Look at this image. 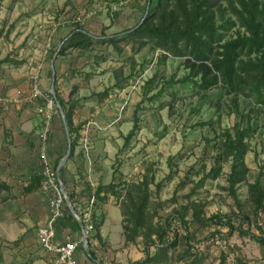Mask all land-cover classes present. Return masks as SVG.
<instances>
[{
	"label": "rangeland",
	"instance_id": "1",
	"mask_svg": "<svg viewBox=\"0 0 264 264\" xmlns=\"http://www.w3.org/2000/svg\"><path fill=\"white\" fill-rule=\"evenodd\" d=\"M257 1L264 14V0ZM204 6L216 33L215 55L226 41L250 35L235 14L242 12L238 0H204ZM157 9V0H0V264H50L36 236L48 203L40 183L27 190L41 170V109L52 114L51 164L65 156L70 138L77 139L61 167L67 197L82 208L94 198L93 229L87 248L77 252L78 264H149L158 234L164 242L177 239L166 264H264V246L237 230L264 235V214H255L248 191L259 180L264 193V103L252 91L248 64L260 54L239 57L240 89L218 77L204 90L197 85L199 65L187 52L177 56L148 40L112 45L96 39L124 35L148 15L154 19ZM74 33L92 36V45L72 47L81 39ZM35 84L53 101L51 109L33 97ZM56 97L72 108V136ZM135 121L138 130L124 145ZM236 126L248 136L245 173L233 197L235 163L224 142L235 138ZM99 185L109 187L97 199ZM215 214L228 215L235 230L210 222ZM124 226L128 235L136 233L133 242L125 240Z\"/></svg>",
	"mask_w": 264,
	"mask_h": 264
},
{
	"label": "trees",
	"instance_id": "2",
	"mask_svg": "<svg viewBox=\"0 0 264 264\" xmlns=\"http://www.w3.org/2000/svg\"><path fill=\"white\" fill-rule=\"evenodd\" d=\"M242 12H235L237 19L239 20L242 27H245L249 32V36H238L235 39L226 41L220 46L221 52L215 55L213 49V42L215 38V31L212 26L209 24L207 16V11L203 9L204 0H157V16L153 19V16H147L141 25L130 29L125 32L124 35H114L112 37H103L102 39L96 38L101 43H108L115 45L116 43L126 42L130 39H139V40H148L155 43V45L167 52L173 53L177 56H184L187 52L188 56L192 61L198 64L201 72V83L197 84L199 88L207 90L213 88L218 84V77L222 85H225L230 88H239L238 82L235 83L236 77L239 70V57L241 54L250 55L251 53H259L260 56L256 59L255 62L248 63L252 73V79L255 80L254 87L252 91L256 96V100L264 103V33L260 31L262 23H264V14L258 9L257 0H238ZM159 20V23L153 25L155 20ZM181 20L180 24H176ZM77 37H81L80 40H74L72 47L87 49L93 43L92 36H89L87 33H77ZM221 37V36H220ZM220 40V39H219ZM219 42V41H217ZM146 43H142L141 46H144ZM3 62H5L3 60ZM194 65H192L193 67ZM248 68V67H247ZM247 71V69H244ZM183 82V81H182ZM235 83V84H234ZM251 94V92H249ZM250 96V95H246ZM263 99V100H262ZM57 105L61 108L64 114V123L68 128V132L71 135L73 132V123H72V108L66 107L69 101H63L58 97L55 98ZM138 130V125L135 121L132 129L125 137V142L133 137L135 132ZM77 132V131H76ZM72 136V135H71ZM248 136V130H241L239 127H235V138H229L224 142L225 148L230 152L233 158V171L229 176L230 184V194L235 197L236 189L235 186L239 183L245 173L243 157L246 151L245 138ZM77 144V139L70 138V156L73 154L74 149ZM62 160V157L58 158L52 165L53 169L57 170V167ZM63 168H60L59 176H61ZM214 174H218V170L215 169ZM214 175V176H215ZM40 176H36L33 173L30 185L28 186V191H35L39 187ZM109 187V186H108ZM106 186L99 185L95 190V196L99 199L100 194L103 191L108 192ZM249 196L254 206V212L257 215L258 213L264 214V193L261 190L260 181L256 180L253 184L248 187ZM146 197H139L137 199L139 205L136 208V211L139 213L142 212L144 208V203L147 201ZM101 203L104 202V198L100 199ZM72 203V202H71ZM144 205V206H143ZM64 220L71 222V228L79 236L81 231V225L76 220H73V216L65 209ZM123 215H126V212H123ZM129 216V215H128ZM135 218V217H133ZM228 215L215 214L209 218V221L214 225L228 227L230 232H233L235 229L231 225ZM185 225L184 221L182 220ZM134 228H138V221L134 219L132 222ZM98 229V228H97ZM259 231L262 232V229L258 227ZM125 230V240L127 242H133L134 236L128 235V228L124 226ZM241 235H247L251 240L257 241L259 244L264 246V235L262 237H257L251 235L241 228L237 229ZM95 238L100 240V234L97 231ZM159 245L156 246V252L152 257H147L146 261L149 264H166L170 259V252L176 247L177 239L172 240L171 242H164L162 237L158 234ZM149 240V238L147 239ZM188 237L185 238V245L187 254L190 255V250L192 249L189 246ZM148 242V241H147ZM146 242V247L153 246L154 243L148 245ZM89 259L95 262V257L92 252H87ZM197 263V261H193ZM223 263V261H222ZM139 264V263H138ZM236 264H248L243 263L240 260H237Z\"/></svg>",
	"mask_w": 264,
	"mask_h": 264
},
{
	"label": "built area",
	"instance_id": "3",
	"mask_svg": "<svg viewBox=\"0 0 264 264\" xmlns=\"http://www.w3.org/2000/svg\"><path fill=\"white\" fill-rule=\"evenodd\" d=\"M33 97L42 98L48 103L51 109L52 100L45 97L35 84L33 87ZM44 123L39 136L38 155L40 160L41 179L40 188L42 194L48 203L49 213L47 218L39 226L36 236L39 247L44 250L50 257V264H78L77 252L79 249H86L89 236L92 232L91 210L93 209L94 198L90 199L83 208L81 205L76 206L71 203L64 191L59 172L53 169L49 159L48 152V133L49 122L51 120V111L48 109L42 111ZM65 209H68L72 216L80 223L81 231L79 236L74 237L70 232L64 235L62 240L57 238L56 223L65 216Z\"/></svg>",
	"mask_w": 264,
	"mask_h": 264
},
{
	"label": "crops",
	"instance_id": "4",
	"mask_svg": "<svg viewBox=\"0 0 264 264\" xmlns=\"http://www.w3.org/2000/svg\"><path fill=\"white\" fill-rule=\"evenodd\" d=\"M31 180V179H30ZM47 215H48V210L43 214H42V218L43 220L41 221V223H43V221L47 218ZM56 231H57V238L62 240L64 238V235L68 232H71L72 231V228H71V223H67L64 219H61L59 220L57 223H56ZM72 235L74 237L78 236L77 233L74 231H72ZM47 256V258H49L50 256L48 254H45ZM51 259V258H50ZM50 259L48 261H50Z\"/></svg>",
	"mask_w": 264,
	"mask_h": 264
},
{
	"label": "water",
	"instance_id": "5",
	"mask_svg": "<svg viewBox=\"0 0 264 264\" xmlns=\"http://www.w3.org/2000/svg\"><path fill=\"white\" fill-rule=\"evenodd\" d=\"M70 150H71V147H70V141H69V145H68V150L65 154V156L62 158V160L60 161L58 167H57V171L60 170V168L65 164V162L67 161L69 155H70Z\"/></svg>",
	"mask_w": 264,
	"mask_h": 264
}]
</instances>
